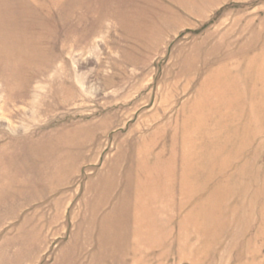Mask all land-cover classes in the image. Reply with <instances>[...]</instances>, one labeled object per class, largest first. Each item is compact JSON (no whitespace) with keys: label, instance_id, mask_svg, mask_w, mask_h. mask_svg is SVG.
<instances>
[{"label":"rangeland","instance_id":"rangeland-1","mask_svg":"<svg viewBox=\"0 0 264 264\" xmlns=\"http://www.w3.org/2000/svg\"><path fill=\"white\" fill-rule=\"evenodd\" d=\"M170 4L0 0V264H264V0Z\"/></svg>","mask_w":264,"mask_h":264},{"label":"crops","instance_id":"crops-1","mask_svg":"<svg viewBox=\"0 0 264 264\" xmlns=\"http://www.w3.org/2000/svg\"><path fill=\"white\" fill-rule=\"evenodd\" d=\"M170 7L197 20L204 19L210 12L217 9L222 0H168ZM131 15V14H130Z\"/></svg>","mask_w":264,"mask_h":264}]
</instances>
